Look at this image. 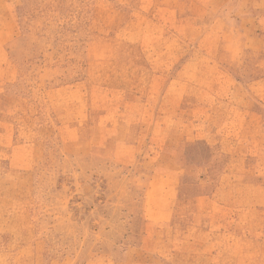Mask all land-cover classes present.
Masks as SVG:
<instances>
[{"label": "rangeland", "instance_id": "1", "mask_svg": "<svg viewBox=\"0 0 264 264\" xmlns=\"http://www.w3.org/2000/svg\"><path fill=\"white\" fill-rule=\"evenodd\" d=\"M0 37V264H264V0H11Z\"/></svg>", "mask_w": 264, "mask_h": 264}, {"label": "crops", "instance_id": "2", "mask_svg": "<svg viewBox=\"0 0 264 264\" xmlns=\"http://www.w3.org/2000/svg\"><path fill=\"white\" fill-rule=\"evenodd\" d=\"M10 2L11 0H0V7L2 9H9L10 8ZM2 37V36H1ZM0 37V40L3 41V38Z\"/></svg>", "mask_w": 264, "mask_h": 264}]
</instances>
